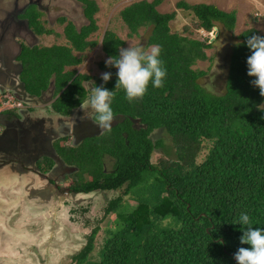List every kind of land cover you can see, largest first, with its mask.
<instances>
[{
    "label": "trees",
    "instance_id": "16d2710c",
    "mask_svg": "<svg viewBox=\"0 0 264 264\" xmlns=\"http://www.w3.org/2000/svg\"><path fill=\"white\" fill-rule=\"evenodd\" d=\"M78 1L88 23L77 29L68 22L63 29L66 44L22 45L17 57L24 94L42 97L52 83L50 106L64 116L89 98L83 83L92 78L67 69L81 63L77 53L96 45L88 37L98 28L94 18L98 5L95 0ZM160 3L134 1L120 10V16L129 36L140 27H150L147 45L159 46V59L167 70L163 87L150 83L143 99L129 103L124 90L115 89L118 70L100 62V69L112 77L94 87L113 91L111 107L117 121L110 132L86 137L76 146L54 144L64 162L78 168L73 174L74 192L125 186L123 193L136 201L124 210L121 196L109 200L104 213L115 214L114 229L108 230L98 258L91 260L98 228L92 229L72 257L75 264H237L234 254L239 247H250L240 243L243 226L234 223L239 215L247 212L253 227L264 228V111L257 107L264 97L251 84L255 78L247 74L251 50L246 43L251 35H264L252 27L238 34L225 89L212 93L198 81L205 72L192 67L208 58L205 50L211 43L171 32L169 23L176 11L159 12ZM175 5L192 14L198 28L211 31L216 22L228 31L235 28V10L184 0ZM28 18L36 34L52 33L37 14ZM123 45L117 33L104 31L101 49L108 58L118 56ZM157 129L170 138L176 157L153 164V151L163 146L162 139L151 137ZM106 155L113 159L108 172L103 166ZM51 165L48 160L47 167Z\"/></svg>",
    "mask_w": 264,
    "mask_h": 264
},
{
    "label": "rangeland",
    "instance_id": "374dc122",
    "mask_svg": "<svg viewBox=\"0 0 264 264\" xmlns=\"http://www.w3.org/2000/svg\"><path fill=\"white\" fill-rule=\"evenodd\" d=\"M95 1L98 11L94 18L98 28L88 39L95 40L96 45L77 53L82 57L80 64L67 67L92 77L83 83L89 91V99L92 89L95 88L94 83L100 85L103 82L101 74L108 72L107 69L102 70L99 67L100 62L108 59L101 49L105 30L114 31L124 40L121 48H128L131 44L143 46L145 49L152 47L147 45L150 27H140L137 34L129 36V29L120 16L121 9L138 0ZM177 1L179 0H161L156 8L162 13L176 11L175 18L169 23L171 32L211 43V47L205 50L208 58L197 60L192 67L205 72L198 80L204 88L212 93L221 94L225 89L230 53L239 41L238 34L252 27L264 35V0H184L188 3H213L224 11L235 10L237 20L233 31L226 30L217 22L211 31L196 27L197 20L187 11L177 9L175 5ZM43 2L50 8L48 14L31 6L21 16L29 21L28 14H37L42 26L52 33L41 34L36 42L31 39L25 40L27 45L66 44L63 29L68 22H72L77 29L88 23L83 14L82 4L78 0ZM4 6L6 1L1 0L0 8ZM60 18H64V21H60ZM20 35L15 42L24 40L25 34L22 32ZM7 44L11 49L8 51L9 55H0L3 56L0 57V80L11 84V87L16 82L17 88L15 87L14 91L7 89L0 91V99L6 96L10 99L9 103H19V110H15L25 119L17 127L15 125L5 126L4 129L0 127V264H75L72 257L83 248L87 235L97 227L98 231L93 241L94 249L89 257L95 260L99 256L108 230L114 229L115 214L104 213L109 200L121 196L123 200L121 207L124 210L134 207L136 201L132 195L123 193L125 186L117 190H96L87 194H68L63 190L55 192L52 190L53 185L51 187L47 182L44 183L41 176L29 172L36 157L40 153H47L51 148L50 140L56 138L54 135L57 128L59 135L61 133L68 136L66 133L70 126L69 119L75 121L73 132L80 138L83 134L93 135L101 131L94 123L92 117L95 112L90 107L84 112H75L64 119L49 107L53 100L50 91L43 93L42 97L24 94L17 75L19 61L14 57L18 52V46L13 44V41H8ZM3 106L1 104L0 108H4ZM116 121L115 119L114 123ZM151 137L163 141V146L152 153L153 164H158L159 160L163 159H175L172 141L162 129L152 132ZM70 143L71 138H68L65 144ZM203 156L204 153L199 159L201 160ZM19 163L30 166H26L27 173H22ZM103 166L106 172L111 171L113 159L108 155L104 156ZM63 176L65 175L61 170L51 173V178L58 182ZM67 176L65 181L69 182L71 178ZM70 176L73 178V175ZM166 222L167 220H164L162 224Z\"/></svg>",
    "mask_w": 264,
    "mask_h": 264
},
{
    "label": "clouds",
    "instance_id": "9594fccd",
    "mask_svg": "<svg viewBox=\"0 0 264 264\" xmlns=\"http://www.w3.org/2000/svg\"><path fill=\"white\" fill-rule=\"evenodd\" d=\"M247 46L251 55L247 57V74L254 77L251 84L259 89L264 97V36L254 34L248 37ZM161 49L152 46L145 49L143 46L121 48L118 56L109 57L105 63L108 67H115L118 77L115 89H123L125 98L129 103L137 102L145 96L149 84L160 88L164 85L167 75L163 62L159 59ZM112 77L111 72L101 74V79L107 83ZM114 93L102 86L92 89L90 99L82 101L75 109L76 112H84L89 107L95 112L94 123L101 133L110 132L115 120L111 101ZM264 111V103L257 106ZM70 129L74 130L75 121L69 122ZM234 223L243 226V235L240 237L242 245L234 254L237 264H264V228L253 227V221L247 212H242ZM223 243V241H220Z\"/></svg>",
    "mask_w": 264,
    "mask_h": 264
},
{
    "label": "flooded vegetation",
    "instance_id": "af4514ba",
    "mask_svg": "<svg viewBox=\"0 0 264 264\" xmlns=\"http://www.w3.org/2000/svg\"><path fill=\"white\" fill-rule=\"evenodd\" d=\"M5 1H6V6H9L10 8L9 9L5 8L6 6L0 8V55L10 54V52L8 51L11 48H10V45L7 44V42L13 41V44H17L18 46V52L16 55H14L15 59L17 60V57L20 54L22 45H26L30 47L35 45V44L27 45L25 40L31 39V40H34V42H36L37 37L41 35V34H36L34 32V30L28 25V21L25 18H23L21 14L26 13L31 6H35L38 8L39 11L47 12V14L50 12V8L47 4H44L43 1L45 0H5ZM22 32L25 34V36L23 37L24 40H21V42H15L16 40H18V37L21 36L20 34ZM0 57H3V56H0ZM18 68L19 69L17 71V75H19V71H20L19 62H18ZM13 84L14 86L11 87L12 86L11 84H8L0 80V91H3V90L5 91L6 89L8 91H14L15 90L14 88L16 87L15 86L16 82H14ZM47 91H50V93L53 95L52 83L50 84V87ZM15 109L19 110V108H12V109H9L10 110L9 112H6L7 110L2 111V108H0V127H3L4 129L5 126L7 127L9 125H12V126L15 125L16 127L21 125L20 122H22L25 118L23 116L18 115ZM75 109L73 110L74 112L71 113V115H73L76 112ZM76 113H79V112H76ZM58 116L64 119L66 117L60 114H58ZM69 120L70 122L73 121L71 119ZM58 129L59 128L56 129V133L54 135V137L56 136V138L52 141L50 140L51 148L48 149L47 153H40V155L36 157L33 167L31 171L29 172H33L34 174L41 176L44 183L47 182L48 185H51V187L53 185L52 190H54L55 192L57 191L60 192L63 190L64 192H67L68 194L69 193L70 194L82 193V192H74L72 190L73 178L70 175H73L75 172H77L78 168L74 165H68L67 163H65L64 160L57 154L54 144L56 142H61V144L65 146H76L80 144L84 138L92 136V135L83 134L80 138L78 137V135H76L73 132L74 130L70 129V126L66 133L68 134V136L63 135L61 133L59 135L57 131ZM93 135H98V134H93ZM68 138H71V143L65 144V141L68 140ZM47 159L52 161V165L49 168L47 167V161H48ZM18 165L22 168L21 169L22 173L28 172V169L26 168L27 165H25L24 163H19ZM27 167H30V166H27ZM59 170H61L65 175L60 179V182L56 181L54 178L53 179L51 178V173L53 174L54 172H58ZM66 176L71 178L69 182L65 181ZM63 183H68V184L65 185ZM84 194H87V193H84Z\"/></svg>",
    "mask_w": 264,
    "mask_h": 264
},
{
    "label": "built area",
    "instance_id": "2783aa9c",
    "mask_svg": "<svg viewBox=\"0 0 264 264\" xmlns=\"http://www.w3.org/2000/svg\"><path fill=\"white\" fill-rule=\"evenodd\" d=\"M9 98H6V96H5V98L4 99H0V105L2 104V105H4L3 107L4 108H2V110H4V109H8V108H13V107H17V108H19V103L17 104V102L16 103H9ZM13 102V101H12ZM9 110V109H8Z\"/></svg>",
    "mask_w": 264,
    "mask_h": 264
},
{
    "label": "crops",
    "instance_id": "0c3cea01",
    "mask_svg": "<svg viewBox=\"0 0 264 264\" xmlns=\"http://www.w3.org/2000/svg\"><path fill=\"white\" fill-rule=\"evenodd\" d=\"M46 46V45H45ZM50 46V45H49ZM50 108H51V106H50ZM52 109V108H51Z\"/></svg>",
    "mask_w": 264,
    "mask_h": 264
}]
</instances>
